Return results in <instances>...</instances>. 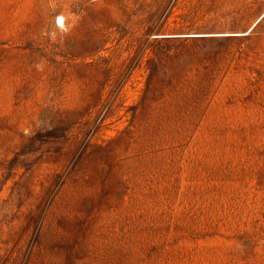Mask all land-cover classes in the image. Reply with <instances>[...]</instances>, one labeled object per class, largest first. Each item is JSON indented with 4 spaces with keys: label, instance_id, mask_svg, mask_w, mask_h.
I'll return each instance as SVG.
<instances>
[{
    "label": "rangeland",
    "instance_id": "obj_1",
    "mask_svg": "<svg viewBox=\"0 0 264 264\" xmlns=\"http://www.w3.org/2000/svg\"><path fill=\"white\" fill-rule=\"evenodd\" d=\"M0 264H264V0H0Z\"/></svg>",
    "mask_w": 264,
    "mask_h": 264
}]
</instances>
